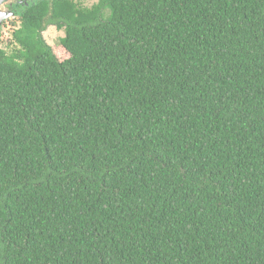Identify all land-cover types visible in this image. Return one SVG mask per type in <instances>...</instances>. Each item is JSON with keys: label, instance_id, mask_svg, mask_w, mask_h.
I'll return each mask as SVG.
<instances>
[{"label": "trees", "instance_id": "obj_1", "mask_svg": "<svg viewBox=\"0 0 264 264\" xmlns=\"http://www.w3.org/2000/svg\"><path fill=\"white\" fill-rule=\"evenodd\" d=\"M5 35L0 264H264V0H34Z\"/></svg>", "mask_w": 264, "mask_h": 264}, {"label": "flooded vegetation", "instance_id": "obj_2", "mask_svg": "<svg viewBox=\"0 0 264 264\" xmlns=\"http://www.w3.org/2000/svg\"><path fill=\"white\" fill-rule=\"evenodd\" d=\"M34 0H2L0 2V30L1 33L9 34L14 29L15 24L26 6Z\"/></svg>", "mask_w": 264, "mask_h": 264}, {"label": "rangeland", "instance_id": "obj_3", "mask_svg": "<svg viewBox=\"0 0 264 264\" xmlns=\"http://www.w3.org/2000/svg\"><path fill=\"white\" fill-rule=\"evenodd\" d=\"M97 1L98 0H82V2L86 5H91ZM42 34L46 42L53 46L55 54L59 55L61 51V47L59 46V38L63 36V32L61 30H58L54 25H48ZM5 37H7V35H5ZM66 57L67 55L65 53L61 54L62 59Z\"/></svg>", "mask_w": 264, "mask_h": 264}, {"label": "water", "instance_id": "obj_4", "mask_svg": "<svg viewBox=\"0 0 264 264\" xmlns=\"http://www.w3.org/2000/svg\"><path fill=\"white\" fill-rule=\"evenodd\" d=\"M2 0H0V2H1Z\"/></svg>", "mask_w": 264, "mask_h": 264}]
</instances>
